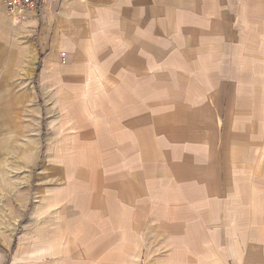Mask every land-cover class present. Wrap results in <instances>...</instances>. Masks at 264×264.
Listing matches in <instances>:
<instances>
[{
    "label": "crops",
    "instance_id": "0c3cea01",
    "mask_svg": "<svg viewBox=\"0 0 264 264\" xmlns=\"http://www.w3.org/2000/svg\"><path fill=\"white\" fill-rule=\"evenodd\" d=\"M27 13L12 37L30 38L29 57L13 62L34 89L26 115L0 112L12 156L32 166L29 201L0 228L9 245L22 223L13 264H132L190 227L211 233L198 211L229 196L264 225V0H57Z\"/></svg>",
    "mask_w": 264,
    "mask_h": 264
},
{
    "label": "rangeland",
    "instance_id": "374dc122",
    "mask_svg": "<svg viewBox=\"0 0 264 264\" xmlns=\"http://www.w3.org/2000/svg\"><path fill=\"white\" fill-rule=\"evenodd\" d=\"M25 18L21 21L27 22ZM21 21L16 22L8 13H0V112L3 113L4 110L8 116L17 115L16 112L18 116L24 114L22 105H26L27 99L22 97V92L34 89L32 82L28 81L29 66L24 67L13 62L16 57L27 59L32 45L26 34L20 35V38L16 37L13 42L14 28ZM22 100L25 102L20 104ZM19 104L21 109L16 110L15 106ZM6 118L4 114L3 135L0 131V142L3 143L0 144V151L3 150L0 158V212L4 215V225L0 221V228H3L4 233L8 227L6 217L10 218L13 209L12 203L29 201L27 187L30 185L29 172L32 169L27 160L18 162L15 155L12 156V126ZM31 124L30 120L27 128L33 133ZM25 138L28 139L27 136ZM26 149L21 145L20 154ZM223 202L215 209L198 211L200 216L210 214V217L204 220L203 226L211 233L204 231L202 234L190 227L186 234H178L179 237L175 238L173 246L161 243V247L155 251L140 249L142 252L135 258L132 257V264H264V225L258 224L262 218L255 217L249 209H240L230 196ZM22 229L21 223V226L16 227L15 234L18 238L15 236L14 242L10 239L9 245L1 240L0 231V264H13L11 253L17 248ZM191 234H194L193 238ZM146 245L148 246V243ZM176 245L184 248L175 250ZM174 251H177L179 258H172Z\"/></svg>",
    "mask_w": 264,
    "mask_h": 264
},
{
    "label": "built area",
    "instance_id": "2783aa9c",
    "mask_svg": "<svg viewBox=\"0 0 264 264\" xmlns=\"http://www.w3.org/2000/svg\"><path fill=\"white\" fill-rule=\"evenodd\" d=\"M57 0H0L8 14L17 22L27 16V12L43 10ZM65 54L62 55L63 61Z\"/></svg>",
    "mask_w": 264,
    "mask_h": 264
},
{
    "label": "trees",
    "instance_id": "16d2710c",
    "mask_svg": "<svg viewBox=\"0 0 264 264\" xmlns=\"http://www.w3.org/2000/svg\"><path fill=\"white\" fill-rule=\"evenodd\" d=\"M40 67H41V64H40V61H39V62H38V65H37V69H36L35 81L37 80L38 74H39V72H40Z\"/></svg>",
    "mask_w": 264,
    "mask_h": 264
}]
</instances>
